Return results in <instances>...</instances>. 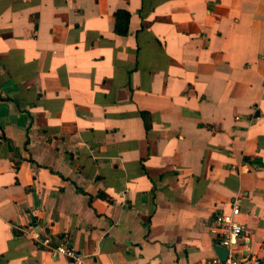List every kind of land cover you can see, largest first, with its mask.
Segmentation results:
<instances>
[{"label": "crops", "instance_id": "crops-1", "mask_svg": "<svg viewBox=\"0 0 264 264\" xmlns=\"http://www.w3.org/2000/svg\"><path fill=\"white\" fill-rule=\"evenodd\" d=\"M233 204L264 260V0H0V264H208Z\"/></svg>", "mask_w": 264, "mask_h": 264}, {"label": "built area", "instance_id": "built-area-1", "mask_svg": "<svg viewBox=\"0 0 264 264\" xmlns=\"http://www.w3.org/2000/svg\"><path fill=\"white\" fill-rule=\"evenodd\" d=\"M239 215L240 209L236 204L231 206L228 213L214 215L212 231L216 235L217 244L227 250V255L225 260L215 257L209 260L208 264H264V260L260 258L243 255L232 250V247L249 232L245 225L239 221ZM53 238L47 234L37 239V242L42 248L64 256L70 264H86L84 256L69 246L64 239L58 238L55 241Z\"/></svg>", "mask_w": 264, "mask_h": 264}, {"label": "trees", "instance_id": "trees-1", "mask_svg": "<svg viewBox=\"0 0 264 264\" xmlns=\"http://www.w3.org/2000/svg\"><path fill=\"white\" fill-rule=\"evenodd\" d=\"M114 31L120 36L126 35L128 30L129 13L124 10H118L114 14Z\"/></svg>", "mask_w": 264, "mask_h": 264}, {"label": "water", "instance_id": "water-1", "mask_svg": "<svg viewBox=\"0 0 264 264\" xmlns=\"http://www.w3.org/2000/svg\"><path fill=\"white\" fill-rule=\"evenodd\" d=\"M215 252L217 254V257H219L220 259L222 260H225L226 258V255H227V250L225 248H222V247H217L215 249Z\"/></svg>", "mask_w": 264, "mask_h": 264}]
</instances>
